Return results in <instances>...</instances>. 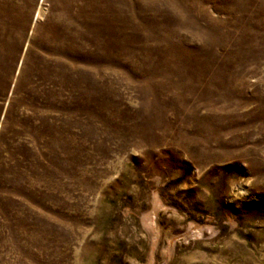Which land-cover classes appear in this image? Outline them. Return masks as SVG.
<instances>
[{
  "label": "rangeland",
  "instance_id": "obj_1",
  "mask_svg": "<svg viewBox=\"0 0 264 264\" xmlns=\"http://www.w3.org/2000/svg\"><path fill=\"white\" fill-rule=\"evenodd\" d=\"M0 264H264V0H0Z\"/></svg>",
  "mask_w": 264,
  "mask_h": 264
}]
</instances>
